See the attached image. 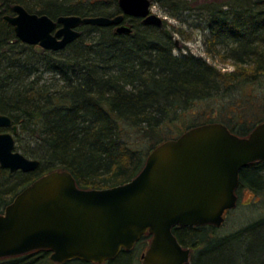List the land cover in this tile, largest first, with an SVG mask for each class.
Here are the masks:
<instances>
[{"label":"trees","instance_id":"obj_1","mask_svg":"<svg viewBox=\"0 0 264 264\" xmlns=\"http://www.w3.org/2000/svg\"><path fill=\"white\" fill-rule=\"evenodd\" d=\"M189 1L151 0L172 16L188 10ZM16 3L53 19L120 12L117 0H0V113L18 126L16 150L39 160L33 172L0 167V211L22 188L53 170L69 171L85 189L129 181L157 144L190 127L218 122L191 123L175 137L163 136V129L180 120L189 104L248 78L230 79L202 58L174 54L172 31L134 17L125 18L130 34H117L113 26L83 25L80 36L62 50L28 45L3 18ZM208 11L206 52L218 56V49L226 48L235 65L251 67L249 78L264 73V0H233L208 6ZM144 138L154 142L140 150L136 146ZM239 185L261 193L264 175L244 170ZM216 229L172 228L179 243L191 249L186 264H264V216L227 235L216 234ZM39 260L59 264L50 260L48 250L0 258V264ZM73 262L87 264H65Z\"/></svg>","mask_w":264,"mask_h":264},{"label":"water","instance_id":"obj_2","mask_svg":"<svg viewBox=\"0 0 264 264\" xmlns=\"http://www.w3.org/2000/svg\"><path fill=\"white\" fill-rule=\"evenodd\" d=\"M151 5V0H117L120 12L114 15L53 19L16 3L3 18L19 41L59 51L80 36L83 25L113 26L117 34H130L125 18L134 17L163 27L164 18L151 12ZM0 129V167L36 171L39 160L16 150L18 126L7 114L0 113ZM253 161L264 162V121L246 137L208 122L157 144L138 174L123 184L85 189L67 170L44 173L0 211V258L48 250L56 263L103 264L148 233L141 264H186L191 249L179 243L172 228L220 227L223 213L238 202L239 170Z\"/></svg>","mask_w":264,"mask_h":264},{"label":"rangeland","instance_id":"obj_3","mask_svg":"<svg viewBox=\"0 0 264 264\" xmlns=\"http://www.w3.org/2000/svg\"><path fill=\"white\" fill-rule=\"evenodd\" d=\"M233 0H190L188 10L182 11L179 16H172L170 12L158 4L151 5V12L164 18V29L173 32V42L178 47L174 54L188 53L195 57L202 58L209 62L228 78H235L237 75L248 77L233 87L222 89L218 94L206 98L197 99L188 105V108L181 115L180 120L163 129V136L175 137L178 133L191 123H202L208 120L226 121L229 125L238 124L250 126L264 117V73H258L250 77L249 66L234 67L233 58L225 55L226 48L218 49V56H211L206 52L204 37L206 34V19L209 17L208 6L227 4ZM253 1V0H246ZM180 30V31H177ZM235 74H230L231 72ZM220 119V120H219ZM244 124V125H243ZM154 140L144 138L136 147L146 150ZM239 200L236 206L226 210L224 221L216 229V234L227 235L248 223L264 216V190L261 193H253L251 190L242 188L238 193ZM146 243L139 242L130 251L131 259L126 256H117L115 259L103 264H141L140 254L144 252ZM33 257H38L34 254ZM38 259H40L38 257ZM41 260V259H40ZM40 260L37 264H47ZM77 261V260H73ZM40 262V263H39ZM65 264V263H64ZM72 264H77L73 262Z\"/></svg>","mask_w":264,"mask_h":264},{"label":"flooded vegetation","instance_id":"obj_4","mask_svg":"<svg viewBox=\"0 0 264 264\" xmlns=\"http://www.w3.org/2000/svg\"><path fill=\"white\" fill-rule=\"evenodd\" d=\"M178 47V45H177V42H175V46H174V48H177ZM187 54V53H186ZM233 66L234 67H238L237 65H235V63L233 64ZM244 66V65H243ZM232 73H234L233 71L230 73V74H232ZM220 120V119H219ZM264 121V117H262L261 119H259L257 122H254L253 124H250V126H242V124H241V122L240 123H238V124H235L234 123V125H229V122H226V121H218L219 123H221V124H223L231 133H233V134H236V135H238V136H240V137H246V136H248L249 135V133L252 131V129L256 126V125H258V124H260V123H262ZM244 125V124H243ZM250 169H252L254 172H258V173H260V174H262V175H264V162H261V161H253V162H251V163H248L246 166H244V167H242L240 170H239V177H240V174H241V172H243L244 170H250ZM242 188H245V187H240V185H238V188L236 189V194H237V196H238V193H239V191L240 190H242ZM245 189H247V188H245ZM249 190V189H248ZM238 200H239V197H238ZM224 214H225V212L223 213V216H224ZM144 235H147V233L146 234H144ZM143 236V235H142ZM142 236L140 237V239L142 238ZM150 238H151V236L150 237H148V239H147V241H146V247H145V250H146V248H147V246H148V244H149V241H150ZM139 239V240H140ZM139 242V241H138ZM138 242H136V244L133 246V248L131 249V250H129V251H126V250H122V251H120V253L118 254V256L121 254V253H125V254H130V251H132L136 246H137V243ZM144 250V251H145ZM37 251H39V250H36V251H33V252H37ZM143 253V252H142ZM142 253L140 254V260H141V255H142ZM73 260H76V259H73ZM73 260H69V261H66V262H64V263H67V262H70V261H73ZM64 263H59V264H64ZM105 263V262H104ZM87 264H90V263H87ZM92 264H94V263H92Z\"/></svg>","mask_w":264,"mask_h":264},{"label":"bare ground","instance_id":"obj_5","mask_svg":"<svg viewBox=\"0 0 264 264\" xmlns=\"http://www.w3.org/2000/svg\"><path fill=\"white\" fill-rule=\"evenodd\" d=\"M163 26H164V24H163ZM79 261H81V260H79ZM86 263H88V262H86ZM90 264H92V263H90Z\"/></svg>","mask_w":264,"mask_h":264}]
</instances>
